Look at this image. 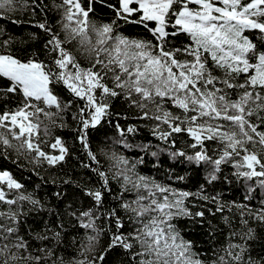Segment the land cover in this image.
Wrapping results in <instances>:
<instances>
[{
    "label": "snow or ice",
    "instance_id": "obj_1",
    "mask_svg": "<svg viewBox=\"0 0 264 264\" xmlns=\"http://www.w3.org/2000/svg\"><path fill=\"white\" fill-rule=\"evenodd\" d=\"M94 2L52 0L49 6L43 0H0V9L9 12L20 3L33 16L39 11L48 17L54 11L59 17L35 25L47 36L43 44L47 62L36 51H12L19 38L0 32V155L23 158L34 172L66 162L69 148L54 129L65 127L67 111L79 100L83 104L76 105L72 116L78 125L76 139L87 157L81 168L99 179L95 187L70 177L63 182L77 184L94 202L84 210L65 206L68 218L85 230L78 246L81 259L65 260L57 255L65 231L60 210L52 227L45 220L44 227L34 231L24 205L39 213L46 203L7 169L0 170V264H104L109 251L117 248L124 251L127 264H264V257H246L244 241L253 235L250 227L239 232V241L232 239L237 230L230 231L228 242L214 249L208 260L201 258L206 253L195 251L194 240L186 239L177 223L187 218L190 227L203 226L205 212L247 205L222 201L220 193L209 195L203 184L189 192L141 175L136 170L140 161L116 151L102 149L110 161L104 168L88 139L89 128L96 129L106 118L111 123V109L119 99L137 110L135 119L151 121L152 136L169 145L166 150L172 158L207 166L209 182L230 163L232 176L246 185L255 178L264 188V0H99L112 12L107 20L90 18ZM4 15L0 11V17ZM120 21L142 32L125 34ZM246 33H255L256 40ZM28 36L40 39L37 33ZM69 42L85 56L86 67L66 47ZM57 89L67 90L73 99L63 102ZM115 115L119 139L114 144L132 147L125 135L137 132L139 125L125 129L119 123L121 113ZM124 118L128 119L126 113ZM180 136H186L184 147H177ZM212 143L215 147L209 149ZM112 181L119 187L112 196L116 207H104ZM52 195L61 199L66 193ZM195 200L211 201L214 207L204 209ZM247 214L264 223V206L247 208ZM101 217L105 228L97 224ZM244 217L241 210L242 226L248 223ZM222 219L230 224L227 215ZM209 228L214 230L211 222ZM105 232L107 247L99 251Z\"/></svg>",
    "mask_w": 264,
    "mask_h": 264
},
{
    "label": "trees",
    "instance_id": "obj_2",
    "mask_svg": "<svg viewBox=\"0 0 264 264\" xmlns=\"http://www.w3.org/2000/svg\"><path fill=\"white\" fill-rule=\"evenodd\" d=\"M45 4L49 6L52 0H43ZM59 0H57V3ZM84 4H87V0H83ZM108 2H114V0H108ZM30 3V0H29ZM94 11L90 13V18L96 20H107L112 17L110 9L106 8L99 0H95L93 4ZM5 15L0 17V32L13 35L19 38L12 46V51H19L24 48L26 51H36L40 59L47 62L45 51L43 49L44 41L47 39L35 25L37 21H43L48 19L49 22H53L54 19H58V14L54 11L50 12L48 17L37 11L33 16L31 9H25L20 6V3L15 5L14 11H6ZM122 27L121 31L125 34H136L142 32V29L135 25L123 26V22H119ZM60 31L59 28L56 29ZM29 33H37L40 37L39 40L33 41L29 39ZM255 41V33H246ZM61 39H63V32H60ZM182 39V38H181ZM24 41L26 43H21ZM66 47L72 50L77 59L80 61L82 66H87V60L85 56H82L77 50L75 42H69ZM2 83V82H0ZM63 102L73 99L67 90L57 89ZM83 104V101H74L72 107L67 111L65 115V127L54 129V134L59 135L67 143L69 148V154L66 162H62L58 167H49L44 165L39 168L37 172L32 170V166L27 160L21 158L17 160L15 156L9 155L5 158L0 155V170L7 169L15 179L19 180L28 191H33L38 198L46 203V208L40 210L37 213L36 210L31 209V206L25 204L24 208L28 211V223L33 225V230L37 231L44 227V221H49V227L55 224L56 210L59 209L63 215L65 221V231L63 234L62 243L57 248V255H62L65 260H71L73 257L81 259L78 255V246L84 237L85 230L80 227L77 221L69 219L67 214L64 212L65 206L68 204L72 205L69 210H84L94 206V202L88 196H86L82 189L77 184H67L63 182L69 177L72 181L77 183H83L85 186L95 187L99 183V179L95 173L91 172L90 169L81 168V162H87L86 153L82 149V145L76 137L79 135L75 129L78 127L76 120L73 118L72 113L76 111V105ZM112 117L111 123L106 118L102 125L97 126L96 129L89 128L88 139L90 147L97 155V159L100 165L107 168L110 161L102 153V149L107 151H116L117 153L123 154L130 160L140 161L137 163L136 170L141 175L154 178L158 182L164 184H171L173 187L181 188L189 192H195L201 184L205 186V191L209 195L220 193V199L222 201H236V203L247 205V208L258 210L264 206L261 201H264V188H261L256 184L255 178L251 185L240 179L238 180L231 173L234 171L231 164L226 166L222 165L220 172L217 174V179L213 182H209L206 178L208 167L204 165H197L195 163H189L182 157L172 158L170 152L166 149L169 145L163 141H160L157 137L151 134V121L135 119L138 112L135 108L130 107L127 104L121 103L119 99L114 101L112 106ZM116 112H120L121 116L119 123L127 128L128 124L139 125L138 131L135 133H127L125 139L128 144L132 147H124L120 144H114V141L119 139V134L115 130ZM127 114L128 119L124 118V114ZM43 138V137H41ZM186 136H180L178 138L177 147H184L183 141ZM190 142V141H189ZM143 145H150L147 148L142 147ZM207 147L212 149L215 144H208ZM156 152L153 156L151 153ZM95 166V165H93ZM229 176L230 180H225L224 177ZM177 177H183L182 180H177ZM251 186L252 191L249 192L247 188ZM112 192L105 193L104 196V207H116V202H113V193H119V187L115 181L111 182ZM57 191L66 193V196L61 199H57L52 195ZM130 194H125V198H128ZM247 197V199H245ZM196 204L201 205L204 209L213 208L214 205L211 201L204 202L202 200H195ZM247 208L241 209L245 211V219L248 221L246 226H242L240 223V211L234 206L231 208H225L223 213L209 214L205 212V221L203 226L199 223L192 224L187 218H179L177 223L179 227L183 229L182 235L186 239L194 240L196 245L195 251L200 253H206L202 256V259L211 260L212 252L214 249L225 245L228 242V233L232 230H237V236L232 239L239 241V232H246L247 228L253 229V235L244 241L248 245V255L259 260L264 257V223H261L258 219L251 218L247 214ZM49 209L52 211L50 212ZM200 210L193 208V211ZM123 215V213H121ZM227 215L230 219V224H225L222 216ZM209 222L214 226V230L209 228ZM97 224L101 228H105V220L101 217ZM134 227V225H133ZM123 230L129 231V223L125 218V224ZM26 231V229H22ZM213 232V235H210ZM27 238V237H26ZM109 239L108 233L105 232L101 237L99 244V251H103L107 247V241ZM74 240V242H73ZM38 242L33 243V247H37ZM50 246V245H49ZM91 256V254H90ZM104 264H127V257L124 251L117 248L115 252L109 251Z\"/></svg>",
    "mask_w": 264,
    "mask_h": 264
}]
</instances>
